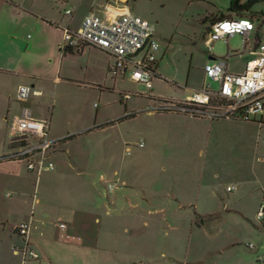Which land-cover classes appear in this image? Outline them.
I'll use <instances>...</instances> for the list:
<instances>
[{
  "label": "rangeland",
  "instance_id": "obj_1",
  "mask_svg": "<svg viewBox=\"0 0 264 264\" xmlns=\"http://www.w3.org/2000/svg\"><path fill=\"white\" fill-rule=\"evenodd\" d=\"M233 4L234 0L127 1L133 15L154 27L158 49L153 68L158 76L152 78L150 90L133 82L128 70L124 77L112 76L116 83L101 99L90 90L71 92L82 108H90L91 120L95 115L99 118L92 131L71 142L86 141L91 161L86 177H75L65 169L56 181L47 175L37 178L17 162L22 178L25 175L26 193L21 197L22 211L11 218L24 214L25 222L31 221L30 249L40 260L25 264H257L261 260L264 221L259 222L256 213L264 202V131L260 137L244 133L248 149L224 139L225 132L232 131L210 130L214 122L208 120L162 124L171 120L158 118L152 126L143 116L159 104L148 102L147 96L183 100L190 94L185 90L202 82L218 91L219 85L204 80L201 70L208 55L222 58L226 45L217 41L209 53L204 41L210 18L226 13ZM261 13L264 0H256L243 18L256 23ZM229 47L240 50L242 37L230 38ZM124 95L130 96L126 103ZM125 106L134 118L122 119ZM69 119L65 112L57 114L52 126L70 128ZM152 131L177 145H161L142 159L140 151L148 146L146 137ZM173 150L181 151L177 163L167 162L166 172H160L155 156H171ZM166 173H176L177 178L157 179ZM231 186L236 190L227 192ZM210 215L216 219L196 226L195 219ZM249 244L254 248L249 249ZM11 264H21V257Z\"/></svg>",
  "mask_w": 264,
  "mask_h": 264
},
{
  "label": "crops",
  "instance_id": "obj_2",
  "mask_svg": "<svg viewBox=\"0 0 264 264\" xmlns=\"http://www.w3.org/2000/svg\"><path fill=\"white\" fill-rule=\"evenodd\" d=\"M127 1L128 0H0V264H11L14 258L19 257L13 254L11 247L20 245L22 239L16 233L12 232L11 229L13 226L25 222L26 219L24 214L17 215V219L11 218V215H15L16 213L20 214L22 211L21 197L25 195L26 192L24 182L25 175L22 178L23 172L21 164L14 161L3 160L4 157L15 149V145L11 144L9 135L10 123L14 117L21 115L23 109H28L33 119L49 121V139L63 140L67 138V140L62 142L61 146H59L60 149L55 147L45 159L46 162H55V164L53 163L54 169L52 171H43L39 177L47 175L50 179L53 178V181H56V178H61L62 175H64L65 169L75 177H86L89 174L91 161L87 153L88 146H86V141L82 142L80 140L79 143L76 141L77 143L75 144L77 145L71 144V142L74 141V138L92 131L95 125L94 123H96L99 118L95 115L93 120H91L90 108H82L78 102L74 100L73 96H71V92L73 90H90L101 99L104 95L111 92L116 83L114 81L115 83L113 84L112 76L120 75L124 77L128 70L132 71V65L130 62H127L124 69L114 73L111 71V66L114 62L113 58L90 46H83L77 50L61 52V28H68L72 31L78 30L84 17L90 10H94L99 17L104 19L105 14L103 8L106 4L126 6L131 12L129 6L126 5ZM68 11L70 12L69 14L67 13ZM244 15L245 14L237 13L235 10H227L226 13L221 14L219 17H212L208 22L209 26L207 33L210 25L216 21H220L223 17L226 19L233 17L243 18ZM261 18L256 21L257 24L254 22L255 30L250 34L249 46L246 49H243V46L240 50H232L229 47V39L235 36L233 35L227 38V40H223L226 45V51L222 58L219 59L213 55H208L201 70L204 80H207L203 71L204 67L223 59L226 61V68L229 73L241 74L243 72L246 63L254 57L253 52L260 39L259 24ZM214 43H212L210 50H208L209 53L212 52ZM230 54L231 56L227 58ZM243 54H246V56L242 57ZM157 76L158 75L155 73L153 78ZM19 86L32 87L40 94L31 95L27 101L20 102L16 97L17 88ZM208 87L209 86H205L204 82H202L199 86L189 87L185 91H190L191 94L194 90ZM150 89H152V83ZM190 94L186 95L183 100L189 97ZM146 98L148 102H152L153 104L159 102L157 107L163 103L162 101H165L160 98L155 99L152 96H147ZM128 100H130V97L125 101L123 100V103H126ZM126 111L127 108L125 106L124 114L128 116L129 113ZM146 111L147 112L142 110L141 112H145L143 116L148 118L147 123H151L152 126H155L153 122L157 121L154 119L158 118L171 120L169 122H159L162 124H175L182 121L192 122V117L183 114ZM64 112L70 117L68 121L70 128H54V126H52L54 116ZM131 114H134V112H131ZM134 117L135 115L131 118ZM256 120L257 119L249 122L216 120L210 121L215 124L212 123L208 128L210 130L226 128L232 131V133L226 131L224 136L225 140L231 141L230 139H232L235 144L248 148V139L244 133L250 131L260 137L261 132L264 131V129L259 128ZM218 123L222 124V126L218 125ZM235 129L237 130L235 131ZM152 132L153 134L148 132V137H146L148 146L140 151L139 157L142 159L151 155V152L154 150L156 151L161 145H177L175 140L162 136L160 134L161 132ZM228 136H230V138L226 139ZM206 142H208V140ZM213 143L218 145L220 140H213ZM77 147H80V149L77 150ZM173 151L175 152L174 154H170L171 156H155L157 166L161 165V168L159 167L160 172H166L163 165L166 166L167 162H171L170 164L177 163L176 156L179 155L181 151ZM105 159L106 157H104V160ZM163 175L157 176V179L159 181L162 179V182H167L169 180L173 181L175 177L177 178L176 173H166ZM9 190L14 193L13 195L16 194L14 198L9 195L10 192L5 194L6 191ZM5 197L9 199H5ZM206 218L207 219H195L198 220L195 222V224H198L196 226L200 228L201 225L216 219V217L212 215ZM262 227L264 229V224H262ZM30 237L31 226L29 231V243ZM35 240L38 246L42 248L43 244L41 240L37 238ZM31 246L32 244L30 243V247ZM259 252L262 253L260 255L261 257L258 256L261 260L254 262L257 264H264V244L261 246ZM251 260L253 262L254 259ZM38 262H40V260H38ZM249 262L250 260L248 263Z\"/></svg>",
  "mask_w": 264,
  "mask_h": 264
},
{
  "label": "built area",
  "instance_id": "obj_3",
  "mask_svg": "<svg viewBox=\"0 0 264 264\" xmlns=\"http://www.w3.org/2000/svg\"><path fill=\"white\" fill-rule=\"evenodd\" d=\"M104 19L94 10L84 17L78 30L61 28L62 40L60 51L77 50L83 46L96 48L113 58L111 71L114 73L132 65L131 80L151 88L155 76L154 63L157 43L153 39L154 27L147 20L133 15L128 7L106 4ZM70 13L69 11L67 12ZM255 30V23L248 18H227L210 25L204 44L210 50L212 43L227 40L233 35L242 37L243 49L249 46L250 34ZM259 42L254 50V57L249 60L241 74L227 71L225 59L204 67L207 79L219 85L217 92L208 88L192 91L183 101H165L159 107L148 111H170L209 121L238 120L255 121L264 129V17L259 24ZM231 56L228 55L227 58ZM29 86H19L16 97L25 102L31 95H39ZM124 95L123 100L129 99ZM49 121L36 120L28 109H23L20 116L14 117L9 126L11 144L15 149L3 160L23 163L28 172L37 178L45 170L52 171L54 165L46 162L47 152L59 145L61 140L48 139ZM264 141V140H263ZM142 147V143L139 144ZM227 192L236 190L235 186L227 187ZM259 222L264 221V202L256 213ZM31 221L12 227L22 242L11 247L14 255L21 257V264L28 260L38 261L39 256L30 249L29 231ZM249 249L254 247L249 244Z\"/></svg>",
  "mask_w": 264,
  "mask_h": 264
},
{
  "label": "flooded vegetation",
  "instance_id": "obj_4",
  "mask_svg": "<svg viewBox=\"0 0 264 264\" xmlns=\"http://www.w3.org/2000/svg\"><path fill=\"white\" fill-rule=\"evenodd\" d=\"M249 1H245V2H242L241 0H237L236 2H234L233 6H235L236 8H238L239 10L236 11L237 13H242V14H246L250 11V7H247V8H243ZM233 6H230L228 8V10H233L232 7Z\"/></svg>",
  "mask_w": 264,
  "mask_h": 264
},
{
  "label": "trees",
  "instance_id": "obj_5",
  "mask_svg": "<svg viewBox=\"0 0 264 264\" xmlns=\"http://www.w3.org/2000/svg\"><path fill=\"white\" fill-rule=\"evenodd\" d=\"M261 17H264V13H261ZM223 19H226V18H221V20H223ZM160 112H170V111H160ZM174 113V112H173ZM179 114V113H178ZM134 116V114H130V115H128V116H126V117H124L123 119H125V118H131V117H133ZM192 118H196V117H192ZM198 119H200V118H198ZM67 140V138L66 139H63V140H61V142L60 143H62V142H64V141H66ZM1 160V159H0Z\"/></svg>",
  "mask_w": 264,
  "mask_h": 264
},
{
  "label": "water",
  "instance_id": "obj_6",
  "mask_svg": "<svg viewBox=\"0 0 264 264\" xmlns=\"http://www.w3.org/2000/svg\"><path fill=\"white\" fill-rule=\"evenodd\" d=\"M237 0H234V2H236ZM256 0H250L243 8H247V7H249V6H251L254 2H255ZM232 9L233 10H235V11H238L239 9L238 8H236L235 6H233L232 7ZM213 60H215V59H213Z\"/></svg>",
  "mask_w": 264,
  "mask_h": 264
}]
</instances>
